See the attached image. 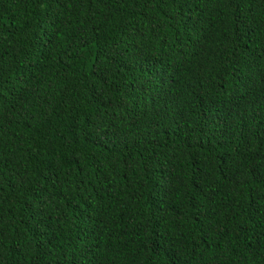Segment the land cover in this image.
Wrapping results in <instances>:
<instances>
[{"label":"trees","instance_id":"obj_1","mask_svg":"<svg viewBox=\"0 0 264 264\" xmlns=\"http://www.w3.org/2000/svg\"><path fill=\"white\" fill-rule=\"evenodd\" d=\"M0 264H264V0H0Z\"/></svg>","mask_w":264,"mask_h":264}]
</instances>
